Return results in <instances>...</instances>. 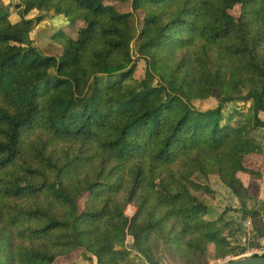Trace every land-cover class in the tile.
I'll return each mask as SVG.
<instances>
[{
	"label": "trees",
	"instance_id": "obj_1",
	"mask_svg": "<svg viewBox=\"0 0 264 264\" xmlns=\"http://www.w3.org/2000/svg\"><path fill=\"white\" fill-rule=\"evenodd\" d=\"M59 16L49 56L31 34ZM263 131L264 0H0V264L236 256L209 219L213 176L255 203L239 213L260 244L244 161Z\"/></svg>",
	"mask_w": 264,
	"mask_h": 264
},
{
	"label": "rangeland",
	"instance_id": "obj_2",
	"mask_svg": "<svg viewBox=\"0 0 264 264\" xmlns=\"http://www.w3.org/2000/svg\"><path fill=\"white\" fill-rule=\"evenodd\" d=\"M11 1V0H8ZM13 1V0H12ZM16 1V0H15ZM239 10H237L238 12ZM39 14L38 12H33L30 15V18H35ZM138 25L140 26V20H142V15H139ZM13 21H18L19 18L17 15L13 14ZM68 25V22L64 16H59L52 20H47L40 26H38L31 34V38L34 40L35 45L39 47L46 55L49 56H59L61 51L59 48L55 47L51 43V35L57 30L64 28ZM147 69V63L144 60H140L138 62V68L135 73V77L140 79L145 76ZM196 107L199 110H208L216 108L218 105V101L215 98H211L204 102H196ZM243 107V104L238 103L229 104L225 108V117L228 118L229 115L239 108ZM234 123V122H233ZM262 142L264 144V131L262 133ZM245 164L262 173V178L257 182L258 184L253 187H250V192L253 197L258 198L260 201L264 200V155H251L245 158ZM210 185L213 187L216 192V196L209 202V207L211 209V214L209 219L216 220L220 219V225L224 228L225 234L227 236H231L230 240L233 242V245L237 248L244 247L246 248L244 252H240V254L234 256H230L224 260H210L209 264H225L227 262L249 258L247 256H243L248 249L255 248L259 246V241L255 239L252 232V224L251 221H246L245 218L242 217L241 213H239V209L246 205L247 207H253L255 205L254 202L250 200H238L232 192L226 188L221 181L213 176L209 181ZM136 209L133 206H129L127 209V214L129 216H133L135 214ZM244 227L245 233L240 231V226ZM234 237V238H233ZM131 238H129L128 242H131ZM254 242V244H253ZM166 253V252H165ZM131 259L135 263H141V259L137 254L131 256ZM163 264H179L171 257L165 254L162 260ZM61 264H97V260L95 258H83L78 253L73 254L69 257L61 258L59 260Z\"/></svg>",
	"mask_w": 264,
	"mask_h": 264
},
{
	"label": "water",
	"instance_id": "obj_3",
	"mask_svg": "<svg viewBox=\"0 0 264 264\" xmlns=\"http://www.w3.org/2000/svg\"><path fill=\"white\" fill-rule=\"evenodd\" d=\"M225 264H264V257H249L243 259H237Z\"/></svg>",
	"mask_w": 264,
	"mask_h": 264
},
{
	"label": "built area",
	"instance_id": "obj_4",
	"mask_svg": "<svg viewBox=\"0 0 264 264\" xmlns=\"http://www.w3.org/2000/svg\"><path fill=\"white\" fill-rule=\"evenodd\" d=\"M243 256L247 257H264V239L259 246L246 250Z\"/></svg>",
	"mask_w": 264,
	"mask_h": 264
}]
</instances>
